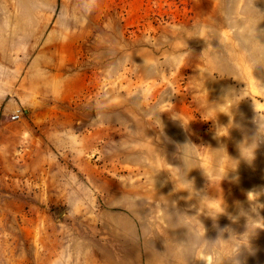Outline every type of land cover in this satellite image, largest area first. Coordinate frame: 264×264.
<instances>
[{"label":"rangeland","instance_id":"rangeland-1","mask_svg":"<svg viewBox=\"0 0 264 264\" xmlns=\"http://www.w3.org/2000/svg\"><path fill=\"white\" fill-rule=\"evenodd\" d=\"M0 264H264V0H0Z\"/></svg>","mask_w":264,"mask_h":264},{"label":"built area","instance_id":"built-area-1","mask_svg":"<svg viewBox=\"0 0 264 264\" xmlns=\"http://www.w3.org/2000/svg\"><path fill=\"white\" fill-rule=\"evenodd\" d=\"M19 115L18 114H16V115H14V118H17Z\"/></svg>","mask_w":264,"mask_h":264}]
</instances>
